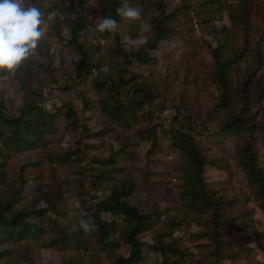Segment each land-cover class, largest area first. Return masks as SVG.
Returning <instances> with one entry per match:
<instances>
[{
    "label": "trees",
    "instance_id": "obj_1",
    "mask_svg": "<svg viewBox=\"0 0 264 264\" xmlns=\"http://www.w3.org/2000/svg\"><path fill=\"white\" fill-rule=\"evenodd\" d=\"M26 2L45 36L0 73V264H264V0H127L139 50L124 0Z\"/></svg>",
    "mask_w": 264,
    "mask_h": 264
},
{
    "label": "clouds",
    "instance_id": "obj_2",
    "mask_svg": "<svg viewBox=\"0 0 264 264\" xmlns=\"http://www.w3.org/2000/svg\"><path fill=\"white\" fill-rule=\"evenodd\" d=\"M117 16L127 22H139V35L129 39L131 48L139 50L148 44L145 33L152 30L149 19H144L138 8L131 7L124 0L123 6L116 9ZM41 10L28 5L26 0H0V73L14 74L26 61L36 55L41 40L45 36L44 19ZM96 28L101 33L115 36L120 24L110 15L97 17ZM83 216H88L83 213ZM85 234L94 231L96 225L91 217L81 218L76 226Z\"/></svg>",
    "mask_w": 264,
    "mask_h": 264
},
{
    "label": "rangeland",
    "instance_id": "obj_3",
    "mask_svg": "<svg viewBox=\"0 0 264 264\" xmlns=\"http://www.w3.org/2000/svg\"><path fill=\"white\" fill-rule=\"evenodd\" d=\"M226 22H228L226 19H225ZM113 45V42L112 41H108V46H112ZM179 59V54L176 55L175 57V60L178 61ZM45 96L47 98V102L46 103H49L48 105L51 106L49 107V109H53L54 106L58 103V100H57V97L55 94H53L50 90V88H47L46 91H45ZM46 108H47V105H46ZM143 165H144V161H140V166L143 168ZM257 218L261 219L262 216L260 214V212L257 213ZM57 259L58 257L56 255H52V256H42V257H37L36 258V264H58L57 263Z\"/></svg>",
    "mask_w": 264,
    "mask_h": 264
},
{
    "label": "built area",
    "instance_id": "obj_4",
    "mask_svg": "<svg viewBox=\"0 0 264 264\" xmlns=\"http://www.w3.org/2000/svg\"><path fill=\"white\" fill-rule=\"evenodd\" d=\"M49 107H50V106H49V105H47V109H49Z\"/></svg>",
    "mask_w": 264,
    "mask_h": 264
}]
</instances>
